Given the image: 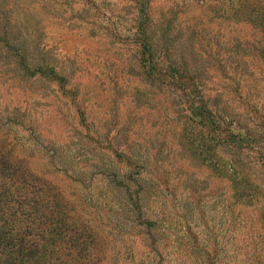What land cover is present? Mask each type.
<instances>
[{
	"label": "rangeland",
	"instance_id": "374dc122",
	"mask_svg": "<svg viewBox=\"0 0 264 264\" xmlns=\"http://www.w3.org/2000/svg\"><path fill=\"white\" fill-rule=\"evenodd\" d=\"M239 1L149 0L146 33L163 75L198 76L212 110L264 138V36ZM137 13L132 0H0V135L80 204L102 264H264V148L238 155L259 190L236 200L223 165L191 154L176 82L143 74ZM24 57L66 89L28 79Z\"/></svg>",
	"mask_w": 264,
	"mask_h": 264
},
{
	"label": "trees",
	"instance_id": "16d2710c",
	"mask_svg": "<svg viewBox=\"0 0 264 264\" xmlns=\"http://www.w3.org/2000/svg\"><path fill=\"white\" fill-rule=\"evenodd\" d=\"M132 1L138 9L136 33L143 74L149 80L164 76L176 82V90L183 98V127L191 154L198 156L204 166L212 167L213 172L217 170L216 164H222L234 198L243 199L245 203L248 198V203L254 204L251 198L258 196L259 186L242 171L238 155L249 149L264 148V138L212 110L198 76L175 67L163 75L146 33L150 20L149 0ZM236 7L241 21L248 22L264 36V3L240 0ZM32 61L25 57L17 59V67L28 79L59 81L61 88L66 89L65 78L44 61L40 65ZM11 138L8 134L0 135V264H102V249L98 245L104 241L83 217L80 204L68 201L51 181L36 175ZM226 146L232 152L228 162L218 157V149ZM259 154L264 165V156ZM228 168L233 174L228 173ZM261 220L264 229V207ZM262 236L264 240V234Z\"/></svg>",
	"mask_w": 264,
	"mask_h": 264
}]
</instances>
